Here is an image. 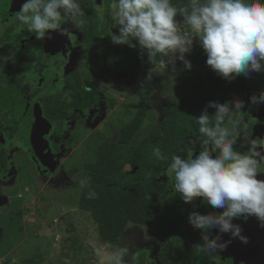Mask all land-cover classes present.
<instances>
[{
  "label": "clouds",
  "instance_id": "1",
  "mask_svg": "<svg viewBox=\"0 0 264 264\" xmlns=\"http://www.w3.org/2000/svg\"><path fill=\"white\" fill-rule=\"evenodd\" d=\"M94 11H99L96 0H89ZM111 40L118 46L127 45L147 53L149 69L146 79L156 74V67L175 71L177 60L187 70L192 64L186 59L194 42H198L207 59L206 64L222 79L231 81L243 75L264 72V0H112ZM14 19L28 25L37 40L52 39L49 33L58 28L62 16L75 20L84 12L78 0H22ZM177 16L183 17L182 23ZM190 28L189 34L181 31ZM8 27L0 26V31ZM67 31L62 30L61 35ZM252 105L264 104V91L250 97ZM215 109L210 116L205 109L199 117H192L199 125L203 138L201 150L189 152L187 158L173 154L167 168L172 190L184 203L193 204L200 199L204 204L220 211L189 213L188 222L200 231L203 243L194 250L202 253L225 251L232 240L240 239L242 227L234 223L242 216L255 217L264 228V179L260 168L264 166V153L248 135V125L238 115L244 113L245 102L240 99L224 103L209 102ZM241 130L242 146L237 151L233 138ZM151 158L165 159L158 146H153ZM80 187L88 189V198H97L89 179L80 180ZM218 233V234H216ZM229 234L231 239L223 241ZM59 239V237H57ZM95 264H133L127 249L98 245L93 247Z\"/></svg>",
  "mask_w": 264,
  "mask_h": 264
},
{
  "label": "rangeland",
  "instance_id": "2",
  "mask_svg": "<svg viewBox=\"0 0 264 264\" xmlns=\"http://www.w3.org/2000/svg\"><path fill=\"white\" fill-rule=\"evenodd\" d=\"M177 20L182 23L183 17ZM181 31L189 34L190 28L183 26ZM186 59L192 64L191 70L182 62L175 71L170 69L171 65L167 70L157 66L150 81L146 79L152 67L149 60L145 74L131 68L118 72L104 69L100 100L90 109L68 111L62 134L55 131L49 135L48 147L37 151L24 137L9 145L7 168H11V176L6 178V172L0 176V264H95L93 247L98 245L126 248L128 256L135 258L133 264L159 260L163 249L147 234L148 230H156L151 220L141 226H129L119 243L102 242L91 213L79 207L83 191L80 180L86 178L85 165L95 161L97 147L115 142L121 128L135 117L148 89H151L150 111L134 144L150 137V131L165 122L167 113L181 105L191 91L190 83L186 84L188 77L204 74L208 68L207 57L198 42H194ZM157 77H162L163 82L153 88ZM254 77L264 78V72L244 77L242 92L248 93V80ZM244 110L258 120L264 119V104ZM249 119H243L248 125V135L254 121ZM233 138L241 140L239 128ZM202 139L198 137L199 143ZM134 171L127 167L124 173ZM168 179L172 184L166 170L162 181ZM185 204L183 200L178 204L180 212H185ZM194 232H190L188 225L183 227L173 237L174 246L169 252L173 256L185 253L188 264H207L208 254L194 250L199 230Z\"/></svg>",
  "mask_w": 264,
  "mask_h": 264
},
{
  "label": "trees",
  "instance_id": "3",
  "mask_svg": "<svg viewBox=\"0 0 264 264\" xmlns=\"http://www.w3.org/2000/svg\"><path fill=\"white\" fill-rule=\"evenodd\" d=\"M133 49L130 54L113 63L112 69L119 71L129 66L137 73H147V53H142L139 46ZM91 62L96 65V69L92 71L90 87L83 92H74L68 100L57 99L53 109H47V114L59 135L62 134L65 114L68 111L90 109L100 100L101 61L92 59ZM180 65L181 62L177 60L175 67ZM170 69H173L172 66ZM244 77L240 75L228 81L219 77L209 66L204 74L200 73L195 77L190 75L186 84L190 83L191 91L186 93L181 105L167 113L165 122L156 125L150 131V137L134 144L133 140L141 131L150 111L148 100L151 89H148L141 98L135 117L121 128L117 140L104 142L97 147L95 161L85 165V172L86 178L98 195L95 199H89L88 189L83 188L79 207L91 213L102 242L119 243L129 226H141L151 220L156 230H148L147 234L163 249L162 261H166V264H187L185 253L173 256L169 252L174 246V234L183 228L185 221L175 215L174 209V201L182 198L173 192L170 180L162 181V178L166 175L171 156L176 154L187 158L192 138L201 136L199 125L192 117H199L205 109L210 116L214 115L215 109L207 107L209 102L224 103L240 99L245 102V108L260 106L252 105L250 97L259 96L263 91L264 78L249 79L246 93L240 89ZM162 82V77L155 78L153 88H158ZM243 111L237 119L243 120L251 116ZM253 123L251 121V124ZM153 146L161 149L165 159L151 158ZM127 167L134 168L135 171L124 173Z\"/></svg>",
  "mask_w": 264,
  "mask_h": 264
},
{
  "label": "flooded vegetation",
  "instance_id": "4",
  "mask_svg": "<svg viewBox=\"0 0 264 264\" xmlns=\"http://www.w3.org/2000/svg\"><path fill=\"white\" fill-rule=\"evenodd\" d=\"M21 2L0 0V26L8 25L0 31V176L6 172V178L11 176V168H7L10 165L9 145L24 137L25 142L37 151L41 147H48V136L53 135L55 126L47 109L52 110L57 99L68 100L74 92H83L90 87L92 71L96 69L92 59L101 61L102 80L104 69L116 72L111 65L134 50L127 45H115L111 40L112 33L119 34L118 28H112V0H96L98 12L94 11L89 0H78L84 15L75 20L62 16L58 28L49 33L52 39L44 40H37L28 25H22L14 19ZM173 3L178 8L181 6V0H173ZM179 18L177 16L176 19ZM62 30L67 31L66 35L60 34ZM124 69L130 67L126 66L119 71ZM38 112L51 124L41 144L28 135V124L35 120ZM249 118L253 120L255 117ZM253 122L249 136L256 141L257 149L264 153V119L255 118ZM198 137L192 138L189 152L198 154L201 150ZM236 141L237 151H247L242 146V140ZM260 174L258 178L264 179V166H261ZM181 201H174L175 215L185 221L183 227L188 225L191 233L197 229L189 224V213L220 211L197 199L193 204L184 203L185 212H180L178 204ZM234 223L242 227V235L248 242L235 239L225 251L206 253L207 264H264V228L260 222L255 217L242 216ZM197 236V242L203 243L200 231ZM222 239L228 241L231 237L225 234ZM141 264L166 263L160 257L157 262L144 261Z\"/></svg>",
  "mask_w": 264,
  "mask_h": 264
},
{
  "label": "water",
  "instance_id": "5",
  "mask_svg": "<svg viewBox=\"0 0 264 264\" xmlns=\"http://www.w3.org/2000/svg\"><path fill=\"white\" fill-rule=\"evenodd\" d=\"M50 128L51 124L41 117V112H38L35 120L28 124V135L38 144H41L43 136L49 133Z\"/></svg>",
  "mask_w": 264,
  "mask_h": 264
}]
</instances>
